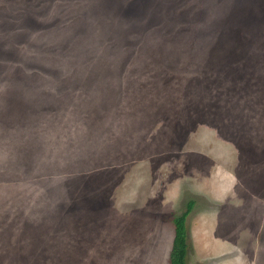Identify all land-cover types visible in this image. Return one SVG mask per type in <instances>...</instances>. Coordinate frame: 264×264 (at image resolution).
Wrapping results in <instances>:
<instances>
[{
    "label": "rangeland",
    "instance_id": "rangeland-1",
    "mask_svg": "<svg viewBox=\"0 0 264 264\" xmlns=\"http://www.w3.org/2000/svg\"><path fill=\"white\" fill-rule=\"evenodd\" d=\"M264 264V0H0V264Z\"/></svg>",
    "mask_w": 264,
    "mask_h": 264
},
{
    "label": "trees",
    "instance_id": "trees-1",
    "mask_svg": "<svg viewBox=\"0 0 264 264\" xmlns=\"http://www.w3.org/2000/svg\"><path fill=\"white\" fill-rule=\"evenodd\" d=\"M194 208V202L190 201L186 211L179 217L174 218L173 222L176 228L180 231L179 235L174 239L171 254L170 264H187L188 255V236L186 221Z\"/></svg>",
    "mask_w": 264,
    "mask_h": 264
}]
</instances>
